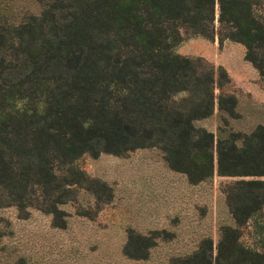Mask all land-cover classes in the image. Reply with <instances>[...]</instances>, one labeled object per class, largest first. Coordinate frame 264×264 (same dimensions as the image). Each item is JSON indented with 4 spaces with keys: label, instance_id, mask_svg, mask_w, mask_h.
<instances>
[{
    "label": "trees",
    "instance_id": "1",
    "mask_svg": "<svg viewBox=\"0 0 264 264\" xmlns=\"http://www.w3.org/2000/svg\"><path fill=\"white\" fill-rule=\"evenodd\" d=\"M39 15L0 24V207L52 214L74 200L68 168L88 153L123 155L157 147L168 167L197 184L214 171V133L196 125L214 105V70L174 51L182 33L213 38L216 0H42ZM218 34L242 43L264 78V0H217ZM220 77L228 79L221 69ZM186 92L179 99L175 96ZM43 103L42 110L38 103ZM235 116L236 98L219 97ZM222 122L227 125L226 117ZM219 125L217 174L264 176V125L250 133ZM72 173L82 177L78 169ZM94 183L108 190L105 182ZM237 226H222L215 246L165 264H264V251L240 241V225L264 205V180H238L230 193ZM54 221L63 228L66 221ZM170 233L127 230L125 257L146 260Z\"/></svg>",
    "mask_w": 264,
    "mask_h": 264
},
{
    "label": "rangeland",
    "instance_id": "2",
    "mask_svg": "<svg viewBox=\"0 0 264 264\" xmlns=\"http://www.w3.org/2000/svg\"><path fill=\"white\" fill-rule=\"evenodd\" d=\"M42 0H0V24L21 22L30 14L39 15ZM218 4L215 5V35L182 33L174 51L200 58L214 70V105L208 117L196 121L214 133L213 174L197 184L183 173L169 169L157 147L141 148L123 155L85 153L68 165H56L72 184L74 200L59 205L62 214L54 219L33 206L19 210L14 205L0 207V264H165L169 258L191 252L201 238L210 237L214 250L222 226H237L231 213L230 193L238 180H264V176H220L217 174L218 127L242 134L264 125V78L245 59V46L218 34ZM223 69L228 79L220 77ZM180 92L175 97L185 96ZM236 98L235 116L219 109V97ZM43 103H38L42 110ZM226 117L227 125L222 122ZM70 168L82 172V177ZM94 180L107 184L99 188ZM66 221L63 228L53 222ZM243 245L264 251V205L238 226ZM141 233L165 230L146 260L125 257L122 248L127 230Z\"/></svg>",
    "mask_w": 264,
    "mask_h": 264
},
{
    "label": "crops",
    "instance_id": "3",
    "mask_svg": "<svg viewBox=\"0 0 264 264\" xmlns=\"http://www.w3.org/2000/svg\"><path fill=\"white\" fill-rule=\"evenodd\" d=\"M167 166H168V165H167ZM169 169H170V168H169ZM173 171H174V170H173ZM154 230H158V229H154ZM195 248H196V247H195ZM195 248H194V249H195ZM194 249H193V250H194Z\"/></svg>",
    "mask_w": 264,
    "mask_h": 264
}]
</instances>
